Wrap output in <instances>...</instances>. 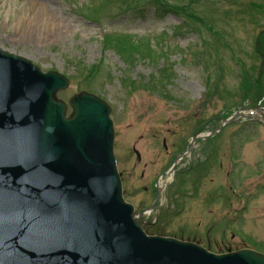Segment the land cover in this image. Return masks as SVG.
Segmentation results:
<instances>
[{"label": "rangeland", "instance_id": "rangeland-1", "mask_svg": "<svg viewBox=\"0 0 264 264\" xmlns=\"http://www.w3.org/2000/svg\"><path fill=\"white\" fill-rule=\"evenodd\" d=\"M0 50L67 78L68 118L80 93L112 109L121 192L147 235L264 253L257 121L227 125L166 174L194 136L264 112V0H0Z\"/></svg>", "mask_w": 264, "mask_h": 264}, {"label": "water", "instance_id": "water-1", "mask_svg": "<svg viewBox=\"0 0 264 264\" xmlns=\"http://www.w3.org/2000/svg\"><path fill=\"white\" fill-rule=\"evenodd\" d=\"M0 51V264H264L150 238L124 202L106 103Z\"/></svg>", "mask_w": 264, "mask_h": 264}, {"label": "bare ground", "instance_id": "bare-ground-1", "mask_svg": "<svg viewBox=\"0 0 264 264\" xmlns=\"http://www.w3.org/2000/svg\"><path fill=\"white\" fill-rule=\"evenodd\" d=\"M257 115L260 116L261 113H260V112H259V114L256 113V116H257ZM189 147H190V148H189L190 152H192V150L194 149L193 145L191 144ZM174 174H175L174 169H170V170L168 171L167 177H170V176L172 177V176H174ZM165 183H166V180H165V179H163V178L160 179V181H159V183H158V187H160V190L164 188ZM137 219H138V218H135V221H138Z\"/></svg>", "mask_w": 264, "mask_h": 264}, {"label": "flooded vegetation", "instance_id": "flooded-vegetation-1", "mask_svg": "<svg viewBox=\"0 0 264 264\" xmlns=\"http://www.w3.org/2000/svg\"><path fill=\"white\" fill-rule=\"evenodd\" d=\"M245 130H243V132H244Z\"/></svg>", "mask_w": 264, "mask_h": 264}]
</instances>
